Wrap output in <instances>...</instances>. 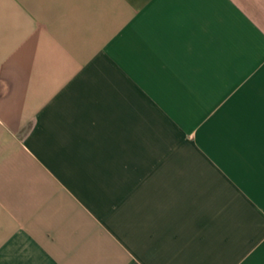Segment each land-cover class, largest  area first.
Returning <instances> with one entry per match:
<instances>
[{
  "label": "crops",
  "instance_id": "1",
  "mask_svg": "<svg viewBox=\"0 0 264 264\" xmlns=\"http://www.w3.org/2000/svg\"><path fill=\"white\" fill-rule=\"evenodd\" d=\"M0 264H264V0H0Z\"/></svg>",
  "mask_w": 264,
  "mask_h": 264
}]
</instances>
